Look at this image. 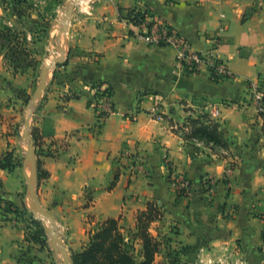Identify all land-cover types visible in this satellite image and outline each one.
Segmentation results:
<instances>
[{"label":"crops","instance_id":"crops-1","mask_svg":"<svg viewBox=\"0 0 264 264\" xmlns=\"http://www.w3.org/2000/svg\"><path fill=\"white\" fill-rule=\"evenodd\" d=\"M134 9L150 10L198 52L218 39L231 77L217 82L206 69L178 68L172 47L137 38L128 22ZM31 20L0 1V160L8 152L21 160L13 171L0 168V264H63L31 211L26 180ZM70 32L66 60L30 125L39 137L36 161L49 173L38 180L39 204L64 229L69 256L97 223L118 219L135 230L138 212L155 203L163 215L151 233L171 242L153 264H198L202 246L218 255L235 244L249 264H264V121L248 86L264 76V0H97L90 15L74 14ZM96 84L112 88L115 111L97 132ZM204 114L224 133L228 156L190 136L189 120ZM180 174L193 183L189 198L174 187Z\"/></svg>","mask_w":264,"mask_h":264},{"label":"trees","instance_id":"trees-1","mask_svg":"<svg viewBox=\"0 0 264 264\" xmlns=\"http://www.w3.org/2000/svg\"><path fill=\"white\" fill-rule=\"evenodd\" d=\"M7 6L11 12L19 6H24L29 0H0ZM128 21L135 25L143 22L147 17H152L150 10H131L128 14ZM47 32V31H46ZM46 37V36H45ZM12 56L19 54L11 48ZM13 58V57H12ZM59 66V65H58ZM264 91V76H259ZM219 82L220 80H216ZM103 84H96L95 88L102 87ZM113 96L111 87L107 91ZM264 121V110L260 113ZM208 115H201L196 119H190L191 126L190 136L203 140L206 144H213L216 148H228V143L224 133L219 130L216 123H208ZM264 132V125H263ZM31 136L34 141L37 156L40 155L41 149L37 129L31 130ZM21 165L14 152H8L4 158L0 160V168L13 171ZM37 172L39 181L46 179L49 173L42 168L40 160H37ZM181 197V195H179ZM163 212L161 208L150 203L144 211L137 214V224L135 230H126L118 219H107L97 223L88 231V240L80 252L71 254L72 264H153L156 256L162 253V250L170 245L171 238L167 236L155 237L151 233V226L155 221L162 218ZM36 224H39L36 222ZM41 226V225H39ZM41 233V234H40ZM39 235H45V231L40 229ZM45 242V241H44ZM43 242V243H44ZM140 245V249H137ZM206 247L205 245L202 246ZM208 248V247H207ZM186 247L184 250H188ZM200 249V248H199ZM198 251L200 252V250Z\"/></svg>","mask_w":264,"mask_h":264},{"label":"built area","instance_id":"built-area-1","mask_svg":"<svg viewBox=\"0 0 264 264\" xmlns=\"http://www.w3.org/2000/svg\"><path fill=\"white\" fill-rule=\"evenodd\" d=\"M85 13L90 15L91 11H86ZM72 22L73 18L70 21L66 33L67 41L71 38L69 35ZM132 24L139 30L136 35L139 40L152 46L172 47L177 53L176 62L178 68L192 72H199L202 69H206L210 77L215 81H221L231 77L227 63L219 56L218 49L221 42L218 39L212 40V46L207 51L198 52L193 49L190 42L175 27L166 22L149 16L138 25ZM221 31H223V28ZM248 86L254 106L260 114L264 110V91L262 89L261 80L249 81ZM108 88L109 87L103 85L100 88L92 87L91 89L93 98L90 101V107L94 109L98 120V124L94 127V131L96 132L100 130L103 122L115 113L112 96L110 93L105 92ZM214 114V116H218L219 110H215ZM221 154L228 156L227 150L223 148H221ZM124 158L129 163H133V158L130 153L125 152ZM231 172L232 164L228 163L225 174L230 175ZM173 184L178 195H181V197L189 198L192 196L194 186L192 181L185 175L180 174L176 176L173 180ZM58 234L64 242V229L60 228ZM262 249L264 252V245ZM209 251L211 250L206 247L200 249L201 257L198 259V264H249L243 250L238 244H235L232 249L228 247L223 248L218 255L210 254Z\"/></svg>","mask_w":264,"mask_h":264},{"label":"rangeland","instance_id":"rangeland-1","mask_svg":"<svg viewBox=\"0 0 264 264\" xmlns=\"http://www.w3.org/2000/svg\"><path fill=\"white\" fill-rule=\"evenodd\" d=\"M73 2H77V0H29L24 6H19L12 11L26 12L30 19H32L30 21L31 28L30 30L27 29L28 32L26 33L31 36V41H29V43L33 42V45H30L29 49L32 57L28 60L30 66L35 65V70L33 72L34 93L40 84L42 68L47 66V61L51 58H54L55 60L61 58L63 52H65L66 55L68 53L69 39L67 42V31L63 32V30L67 29L70 24V20L67 19L66 14ZM96 2L97 0H88V4L83 8L77 3L73 15L84 14L86 11L93 12ZM69 37H71V32ZM58 49L60 51H58ZM50 67L52 68L48 72V82H51L53 79L54 71L58 65H51ZM33 95L31 96L29 103L32 100ZM35 108L36 104L32 106V110L34 111ZM58 256L60 260H63L61 254Z\"/></svg>","mask_w":264,"mask_h":264},{"label":"water","instance_id":"water-1","mask_svg":"<svg viewBox=\"0 0 264 264\" xmlns=\"http://www.w3.org/2000/svg\"><path fill=\"white\" fill-rule=\"evenodd\" d=\"M76 6H77V2H73L66 14L67 18L70 21L73 18V13H74ZM66 31H68V28L63 30V32H66ZM65 60H66V53L63 52L62 57L55 60L53 66L63 64ZM51 68L52 67H48V66H44L42 68L40 84L36 92L34 93L32 100L30 101L29 106H28V118L25 123L24 137L27 141V148L25 149L26 163H29L31 165L32 173L31 175L26 174V180L28 184L30 198L32 200L31 211L33 215L42 221L46 233L50 236L49 241L56 255L61 254L63 257V264H72L71 257L69 256L66 250V247L58 234V227H57L54 217L50 213L42 210L39 204V200L37 197V187H38V180H39L38 172H37L38 171L37 161H36L37 153H36L34 141L32 139L31 132H30L31 119L34 114V111L32 110V106H34L37 103L42 93L46 90V87L48 84V72Z\"/></svg>","mask_w":264,"mask_h":264},{"label":"bare ground","instance_id":"bare-ground-1","mask_svg":"<svg viewBox=\"0 0 264 264\" xmlns=\"http://www.w3.org/2000/svg\"><path fill=\"white\" fill-rule=\"evenodd\" d=\"M88 2V0H77V3L79 4V5H81L82 6V8L83 7H85L86 6V4H88L87 3ZM88 7V6H87ZM68 19V18H67ZM69 20V19H68ZM69 22V21H68ZM67 22V23H68ZM64 24V23H63ZM66 24V23H65ZM61 43H62V40H61ZM60 49H61V47H60ZM58 51H60L59 49H58ZM54 61H55V59L54 58H51L50 60H48L47 61V66L48 67H50L51 65H53L54 64Z\"/></svg>","mask_w":264,"mask_h":264}]
</instances>
